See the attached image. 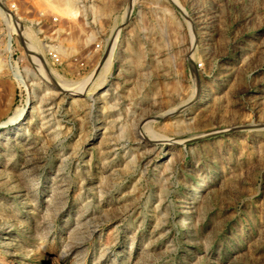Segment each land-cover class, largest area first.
I'll list each match as a JSON object with an SVG mask.
<instances>
[{
  "label": "rangeland",
  "instance_id": "rangeland-1",
  "mask_svg": "<svg viewBox=\"0 0 264 264\" xmlns=\"http://www.w3.org/2000/svg\"><path fill=\"white\" fill-rule=\"evenodd\" d=\"M108 2L0 0V264H264V0Z\"/></svg>",
  "mask_w": 264,
  "mask_h": 264
},
{
  "label": "bare ground",
  "instance_id": "bare-ground-1",
  "mask_svg": "<svg viewBox=\"0 0 264 264\" xmlns=\"http://www.w3.org/2000/svg\"><path fill=\"white\" fill-rule=\"evenodd\" d=\"M83 1H85V0H83ZM83 1L82 0H45V1H42L41 3H39L40 4V6H43L44 8H47V9H49V10H51V11H53L54 13H56V14H58V15H60V16H62V17H66V18H70V19H72V20H74V19H76L77 17H84L86 20L88 19L87 17H89V16H91L94 20H98V19H100L103 15H105L107 12H110V11H112L113 10V8L112 7H110V5H109V2H108V0H102V2H101V4L102 5H98V4H96L95 3V1L94 0H92V1H90V3L91 4H88V2L86 3H83ZM87 1V0H86ZM111 2V1H110ZM132 2H133V0H132ZM132 2H131V6H132ZM36 5H38L37 3H36ZM112 5V4H111ZM114 5V4H113ZM112 5V6H113ZM36 8V7H35ZM37 9V8H36ZM42 11V10H41ZM43 11H44V9H43ZM40 12V11H39ZM44 13V12H43ZM15 15V14H14ZM16 16V15H15ZM12 18L13 19H15L14 18V16L12 15ZM93 20V21H94ZM14 23H15V20L14 21H12V25H14ZM17 27V26H16ZM78 28V27H77ZM17 29H19V26L17 27ZM80 30V29H79ZM71 38V37H70ZM72 39V38H71ZM77 39V38H76ZM26 40V39H25ZM77 40H79V39H77ZM27 42H29V51H31L32 50V48L34 47L33 45H32V42H31V38L30 37H28V40H27ZM69 42H71V40H69ZM114 42V41H113ZM78 43V42H77ZM34 44V43H33ZM72 44V43H71ZM73 44H74V42H73ZM70 48V50H72L74 47H69ZM7 52L8 53H10L11 54V52H12V39L11 38H9V40L7 41ZM26 49V48H25ZM31 49V50H30ZM50 49V48H49ZM37 49H35V51H31L32 52V54H29L30 55V57L32 56V58L34 59V61H35V63L38 65V63H41L42 64V60H41V57H40V54H39V52H37L36 51ZM61 50V49H60ZM59 50V51H60ZM58 51V52H59ZM67 51H68V49H67ZM30 53V52H29ZM59 53H62L63 55L66 53L65 51H60ZM112 53H113V50L110 52V54H109V60H110V58H112ZM61 54V55H62ZM27 55H28V53H27ZM28 55V56H29ZM0 57H2V56H0ZM29 57V58H30ZM108 60V61H109ZM11 68H12V66L10 65V64H5L2 60H0V70H2V69H8V70H11ZM25 72H26V76H18V75H15V77L17 78V80L19 81V83L29 92V94H30V99H29V104L28 105H26L23 109H21L20 111H19V113L17 114V117H16V119L15 120H11L12 122H11V124L13 123V126H14V129L13 130H11V131H8V132H5L6 133V135H9V134H14L15 132H18L19 130H20V128H21V125L23 124V122L26 120V118H27V115H28V113L31 111V110H34L35 108H38L37 106H38V100H37V98H36V96L33 94V89H32V86H33V84H30V81L32 80H29V77H30V75H32L33 77H34V73L30 70V69H26L25 70ZM36 76V75H35ZM56 76V75H55ZM61 79V78H60ZM101 79H102V77H101ZM32 81H37V82H40V79H34L33 78V80ZM60 83H61V85H63V86H61V87H63V89H64V87H66V84H67V82H65V81H59ZM102 82H103V80H102ZM84 86V85H83ZM45 87H47V86H45ZM60 87V86H59ZM81 87L79 86V89H80ZM62 89V90H63ZM66 89V88H65ZM78 89V88H77ZM82 89V88H81ZM107 89V88H106ZM106 89H104V90H106ZM48 90V89H47ZM73 92H71V94H70V97L72 98V97H74V96H83V92H81V91H83V90H79L80 92H78V90H77V92H75L73 89H71ZM104 90H100V92H98L96 95H98L99 93H102V92H104ZM108 90V89H107ZM105 94H107V93H105ZM107 97V96H106ZM100 98V97H99ZM104 98H105V96H104ZM43 101V100H42ZM74 103H77V101H74ZM105 115V114H104ZM7 124V123H6ZM6 124H2V125H0V130L1 129H4V128H6L7 126H6ZM99 130V129H98ZM102 133V132H101ZM105 133V132H104ZM140 133H142V132H140ZM136 134V135H139V138L141 139V140H143V142H145V143H149V140H148V137H146L143 133V135H141V134ZM103 134V133H102ZM99 135V134H98ZM104 135V134H103ZM100 137H101V135H100ZM99 138V137H98ZM92 233V232H91ZM90 233V234H91ZM69 248V247H68ZM72 249V248H71ZM69 249H67V251H68ZM131 250H132V246H131ZM67 251L65 250L63 253H67ZM70 252V251H69ZM81 256V255H80ZM78 254H77V260H79L80 257ZM76 259V258H75ZM75 263H79V261H74Z\"/></svg>",
  "mask_w": 264,
  "mask_h": 264
},
{
  "label": "built area",
  "instance_id": "built-area-1",
  "mask_svg": "<svg viewBox=\"0 0 264 264\" xmlns=\"http://www.w3.org/2000/svg\"><path fill=\"white\" fill-rule=\"evenodd\" d=\"M42 1H45V0H8V3H9V6L11 8V13L14 12L13 14H15L16 12L17 13L20 12V7L22 4L30 6V5H34L36 3L39 4ZM34 11H35V8H34ZM35 12H36V15L43 16L42 12H39V11H35ZM22 14L26 15V16L28 15V17H29L30 13H22ZM53 20L56 21L57 18L53 17ZM22 23H24V22H22ZM23 27H24V25H23ZM94 47H95V50H99V49H101V44L100 43L95 44ZM49 58L52 61L53 65H56V66L61 65V61H60L61 59H60L58 54H49Z\"/></svg>",
  "mask_w": 264,
  "mask_h": 264
}]
</instances>
